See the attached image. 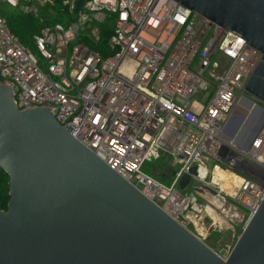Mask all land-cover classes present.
Returning a JSON list of instances; mask_svg holds the SVG:
<instances>
[{
	"label": "built area",
	"instance_id": "built-area-1",
	"mask_svg": "<svg viewBox=\"0 0 264 264\" xmlns=\"http://www.w3.org/2000/svg\"><path fill=\"white\" fill-rule=\"evenodd\" d=\"M0 2L36 17L53 5ZM76 3L65 1L71 17L35 36L46 69L0 18V84L11 88L20 110L50 109L78 142L201 242L205 218L213 232L244 224L243 232L264 200V128L247 150L224 130L260 53L173 0ZM111 16L118 52L102 59L81 40L97 41ZM160 159L174 170L170 185L144 171ZM233 248L219 257L226 260Z\"/></svg>",
	"mask_w": 264,
	"mask_h": 264
},
{
	"label": "water",
	"instance_id": "water-1",
	"mask_svg": "<svg viewBox=\"0 0 264 264\" xmlns=\"http://www.w3.org/2000/svg\"><path fill=\"white\" fill-rule=\"evenodd\" d=\"M173 1L260 53L235 142L251 148L264 128V0ZM73 130L48 108L20 110L11 88L0 84V168L10 182L7 211H0V264H264V200L223 260ZM227 152L223 147L222 157Z\"/></svg>",
	"mask_w": 264,
	"mask_h": 264
},
{
	"label": "trees",
	"instance_id": "trees-1",
	"mask_svg": "<svg viewBox=\"0 0 264 264\" xmlns=\"http://www.w3.org/2000/svg\"><path fill=\"white\" fill-rule=\"evenodd\" d=\"M65 1L67 0H53V5L42 10L38 17L23 13L20 7H13L10 4L0 2V18L7 22L10 31L20 43L32 52L36 47L35 36L39 35L42 29L56 23H63L64 20L71 17L68 9L63 5ZM76 1V8L79 9L85 0ZM115 28V16H111L99 26L100 37L97 41L83 39L81 42L102 59L112 58L118 52L112 43ZM164 160L167 162L166 159ZM147 167H144L145 172L152 174V171ZM9 192V178L0 168V211H7L10 201Z\"/></svg>",
	"mask_w": 264,
	"mask_h": 264
},
{
	"label": "rangeland",
	"instance_id": "rangeland-1",
	"mask_svg": "<svg viewBox=\"0 0 264 264\" xmlns=\"http://www.w3.org/2000/svg\"><path fill=\"white\" fill-rule=\"evenodd\" d=\"M40 15L41 14H39V16ZM32 52L34 56L38 59L40 66L43 69L48 68V63L43 59L37 47H35V49ZM245 110L243 108H240V103H239L236 110L232 114L231 118L226 123V127L224 130V136L228 138L229 140L236 139L239 132L241 131L242 125L240 126V128L238 127L240 124L245 123L244 120H243L244 122L242 121V119L246 118L248 114V111L246 110L247 111L246 113ZM256 116L257 115H254L253 119L254 118L257 119ZM232 132L234 133L233 137L230 136ZM146 166H148L147 169H150L152 171V175L155 174L153 176L158 181L162 182L164 185L165 184L170 185L172 183V176H173L172 174L174 170L170 167L168 161L165 162L164 159L163 160L160 159L158 161H153L149 164H146ZM225 192L230 193L231 191L225 189ZM229 197L230 199L234 198L232 194H230ZM198 202L200 201L198 200ZM210 224H211V221L209 220V218H205V222H204L205 228L200 230L202 232L199 231V233H201L202 236L204 237V243L206 244V246H208L215 254L224 258L226 257V254L228 253V251L231 248H233L235 244L237 243L239 237L242 234L241 231H242L244 224L241 226L237 224L236 226L232 228V230H226V231L217 230V232H213L214 230L210 226Z\"/></svg>",
	"mask_w": 264,
	"mask_h": 264
},
{
	"label": "bare ground",
	"instance_id": "bare-ground-1",
	"mask_svg": "<svg viewBox=\"0 0 264 264\" xmlns=\"http://www.w3.org/2000/svg\"><path fill=\"white\" fill-rule=\"evenodd\" d=\"M234 141L236 142V141H237V139H234Z\"/></svg>",
	"mask_w": 264,
	"mask_h": 264
}]
</instances>
